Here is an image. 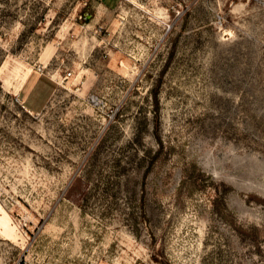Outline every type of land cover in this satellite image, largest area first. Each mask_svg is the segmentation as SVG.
Segmentation results:
<instances>
[{"label":"rangeland","instance_id":"rangeland-1","mask_svg":"<svg viewBox=\"0 0 264 264\" xmlns=\"http://www.w3.org/2000/svg\"><path fill=\"white\" fill-rule=\"evenodd\" d=\"M20 259L264 264V0H0Z\"/></svg>","mask_w":264,"mask_h":264},{"label":"built area","instance_id":"built-area-1","mask_svg":"<svg viewBox=\"0 0 264 264\" xmlns=\"http://www.w3.org/2000/svg\"><path fill=\"white\" fill-rule=\"evenodd\" d=\"M40 70H41V68H40ZM72 73H68V75H71ZM19 102H20V99H17ZM21 104H22V106H23V108H26V106L24 105V103L23 102H21ZM16 264H32L31 262H29L27 259H20V260H18L17 261V263Z\"/></svg>","mask_w":264,"mask_h":264},{"label":"crops","instance_id":"crops-1","mask_svg":"<svg viewBox=\"0 0 264 264\" xmlns=\"http://www.w3.org/2000/svg\"><path fill=\"white\" fill-rule=\"evenodd\" d=\"M35 107H33V109H34ZM36 109V108H35ZM32 111V110H31Z\"/></svg>","mask_w":264,"mask_h":264}]
</instances>
